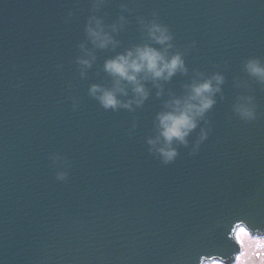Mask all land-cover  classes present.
Here are the masks:
<instances>
[{"label":"water","instance_id":"water-1","mask_svg":"<svg viewBox=\"0 0 264 264\" xmlns=\"http://www.w3.org/2000/svg\"><path fill=\"white\" fill-rule=\"evenodd\" d=\"M0 0V264H199L230 258L232 223L264 228V0ZM127 8L128 11L123 10ZM123 15L115 48L95 49L80 75L90 16ZM166 25L187 75L146 83L133 110H104L92 85L112 86L106 60L147 42L140 19ZM159 47L158 45H153ZM197 73L224 77L213 108L164 164L149 152L169 93ZM252 97L254 121L233 111ZM131 92L127 98L131 99ZM78 107L73 110V101ZM201 129L207 139L195 150ZM58 157V159H54ZM67 172V179H56Z\"/></svg>","mask_w":264,"mask_h":264},{"label":"clouds","instance_id":"clouds-1","mask_svg":"<svg viewBox=\"0 0 264 264\" xmlns=\"http://www.w3.org/2000/svg\"><path fill=\"white\" fill-rule=\"evenodd\" d=\"M105 0H94L93 9L99 11ZM123 10L128 11L122 6ZM146 33L145 43L127 49L122 54L105 61L103 70L112 78V86L104 87L92 85L89 95L98 101L104 110L116 111L118 109L133 110V105L142 107L149 97L146 83H151L157 89V97L164 95L163 85L170 82L177 74L187 75L184 55L174 51V37L169 28L157 22L139 20ZM126 18L121 15L110 25H106L103 18L96 15L89 17L85 25V34L93 45V50H87L80 45L83 56L77 58L80 65V75L83 78L85 69H89L95 60V49L115 48L118 41L114 35L124 30ZM158 45L159 47H154ZM244 70L260 83H264V64L258 59H250L244 64ZM224 77L214 74L205 78L197 73L191 83L184 85V94L176 96L169 93V99L164 102L163 109L155 119L156 136L147 140L149 152L154 153L164 164L172 163L178 156L174 145L188 146L187 138L198 127L201 120L213 108L215 95L221 92ZM131 92V99L129 96ZM78 107L73 101V110ZM233 111L244 121H254L256 112L252 106V97H238ZM207 131L201 129L195 150L199 149L207 139ZM54 159H58L55 157ZM56 179L64 182L67 172H58ZM226 239L231 243L233 251L231 257H225L213 252L199 257V264H264V228H253L245 220H238L231 224Z\"/></svg>","mask_w":264,"mask_h":264}]
</instances>
